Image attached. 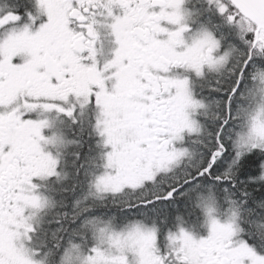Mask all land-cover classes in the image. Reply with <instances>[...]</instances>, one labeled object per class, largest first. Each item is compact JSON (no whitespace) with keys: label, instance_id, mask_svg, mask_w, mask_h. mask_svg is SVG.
<instances>
[{"label":"snow or ice","instance_id":"1","mask_svg":"<svg viewBox=\"0 0 264 264\" xmlns=\"http://www.w3.org/2000/svg\"><path fill=\"white\" fill-rule=\"evenodd\" d=\"M0 264H264V0H0Z\"/></svg>","mask_w":264,"mask_h":264}]
</instances>
